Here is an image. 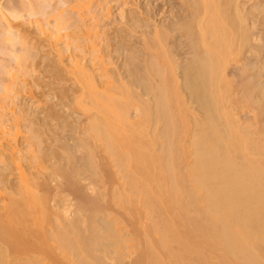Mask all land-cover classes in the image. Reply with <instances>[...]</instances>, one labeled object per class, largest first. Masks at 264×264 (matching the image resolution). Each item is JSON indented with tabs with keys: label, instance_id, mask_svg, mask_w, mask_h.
Wrapping results in <instances>:
<instances>
[{
	"label": "bare ground",
	"instance_id": "6f19581e",
	"mask_svg": "<svg viewBox=\"0 0 264 264\" xmlns=\"http://www.w3.org/2000/svg\"><path fill=\"white\" fill-rule=\"evenodd\" d=\"M22 1L27 15H41L38 0ZM155 1L142 45L152 54L139 75L125 71L130 81L107 72L93 27L81 31L84 43L58 10L47 35L75 51L66 74L79 84L72 103L87 116L78 143L58 154L42 149L35 126L17 141L19 120L4 112L33 55L12 24L21 13L0 6V52L15 63L0 69L10 80L0 88V146L14 141L0 150V264H264V82L247 69L237 81L228 72L259 50L252 10L245 15L238 0ZM90 7L71 5L80 21ZM56 64L54 77L62 75ZM246 107L254 115L244 123Z\"/></svg>",
	"mask_w": 264,
	"mask_h": 264
},
{
	"label": "rangeland",
	"instance_id": "374dc122",
	"mask_svg": "<svg viewBox=\"0 0 264 264\" xmlns=\"http://www.w3.org/2000/svg\"><path fill=\"white\" fill-rule=\"evenodd\" d=\"M24 1H26V0H24ZM30 1H36V0H28V2H30ZM38 1L40 2V6L42 7L41 8L39 6V8H38L40 13L42 12L41 15H40V13L38 14L41 17L40 16L39 17L29 16L30 14L27 15V13H28L27 10L25 11V9L23 8L27 5L26 4L27 1L23 2L22 0H0V6H1L2 10H4V8H5L4 11L12 10V11L21 13V15H22L21 21L20 20H16V21L14 20L15 23L13 21L12 24L14 25V28L16 30L20 31L19 32L20 35L22 34L23 37H26V40H28V44H30L29 45V49L31 48L30 53L33 55V56H31V58L33 57V59H31V61H30L32 63V64L30 63L32 65V67H31V65L29 66L32 69L27 66L28 70H30V69L31 70L28 71V73H26L27 75H25L24 78L22 77L23 79L19 78L20 84L18 82L15 84V85H17L15 88L16 89L15 91L17 93V97H15V99L13 98L14 100H12V102L10 100L8 101L9 103L4 102V103H7L6 107L4 109V112L5 113L7 112L6 117L12 119V121H13V118L14 119L18 118L17 120H19L16 122H19L18 127H20L19 129L21 130L22 134L20 133L19 134L20 136L19 135L17 136V138H18L17 141L19 140V137H20L19 141H21V138H23L22 136H25V132H28L29 128H33L35 126V127L39 128V132L42 133L41 134L42 136H40L41 139H43V140H41L42 145L40 143V146L44 147V148L42 147V149L45 150L46 152L48 149H49V152L55 150L54 152L58 154V152L62 153L61 147L62 148L66 147L69 144H71L73 146V143H74V145H75V142L78 143V140H80L79 139L80 135L78 133L75 134L74 132L76 130H79L78 128H80L82 126V124H84L86 122V121L84 122V120L87 117L81 109H79L78 107H75L74 103H72V101H73V99L71 100L72 95H73L72 93L74 92V90H76L75 88H77V86L79 84H78V82H74V80L71 81L66 74L67 69L65 68V65L67 66L69 64V62H67V60L69 61L70 58H72V54H73V52L75 53V51H72L73 50L72 46L65 44V41H66L65 39H62V42H64V43L59 41L60 45L58 43L55 46L54 43H56V42H54L55 39H54V37H52L53 35L49 36L51 33L54 34L53 33L55 31L54 23H55V18L58 15L57 14L58 10L61 11L64 9L63 11L66 14L65 15L63 13L64 16H68L66 18L70 17L69 18L70 23H71L70 25H72V27L76 29V30L73 29L72 32H74L76 34L78 33V36H80L85 31L84 30L85 27H87V26H88L87 28L93 27V29L91 30L92 32H91L90 38L92 37L91 38L92 43L93 42L95 44L97 43L96 44L97 47H100V49H103V51H101V55L104 57L102 60H104L105 69L111 75L116 76L119 73L118 75H121V78L123 77L124 78L123 80L127 81V78L129 80V77H126V75H128L129 72L126 73L125 71H127L128 68H130L129 70H132L130 72L134 73L135 70L137 69V71H139V72L137 73V71H136L135 74L139 75L140 71L143 69V67L145 65L146 59L150 57L149 56L150 54H152V49L149 50V48H148L147 50L151 51V52H149L147 50H144L146 48H144V46H142V45L144 44V39H146L147 36L150 37V35H152V5L155 4L156 1L154 0V2H153L152 0H115V1L114 0H112V1L111 0H91V6L92 7H90L89 11L87 9H84V8H83V10H81L82 11L81 14L83 13L81 16H84V17H82L83 19L81 21H80V17L77 18V14H76L77 10H75V9H77V7L75 9H71V5L77 4V2L79 0H71V1L69 0L70 3H68L69 2L68 1L67 2L68 5H66V3L65 4L61 3V0H50V2L48 0V2H46V3H43L46 0L42 1V2H41V0H38ZM63 1H65V0H63ZM105 1H107V2H105ZM166 1H169L171 3L170 6H177V4H179V2L181 0H166ZM238 1L240 2L239 3L240 7L242 9L244 8L245 11L243 10V13H245V15L247 14L248 10H252L253 13L251 11H248V13H251L252 15L253 14L254 15L252 16L249 14V16H248V14H247V17L249 18L250 23L254 22L253 23L254 27L252 26L251 29L253 31V34L258 35L257 37L260 39V41H259L260 43H257V42L253 43L252 42V44H251L253 46V49H257V48L259 49V50L257 49L258 50L257 54H255L256 52L255 53L253 52L254 54L249 53L250 56L249 55L245 56V58L243 59L244 62L241 64H239L240 62L239 63L233 62L232 63L233 65L231 64V66H230L231 68L230 67H229L230 69L228 68V72H229V75L231 74L234 81L235 80L237 81L238 79L240 80V78L242 77L241 75L244 74L242 71L245 72V70L247 69V70H249V73H251L250 75L254 76V79L256 78V80L258 82H260V81L264 82V11H263L264 10V0H241V1L238 0ZM106 3L108 5H106ZM182 3H184V0L180 2V4H182ZM64 5H65V7H64ZM19 7H22L23 9L19 8ZM166 7L167 6L162 5L161 9L165 10ZM6 8L7 9L9 8V9L6 10ZM11 8H13L14 10ZM17 8H18V10H17ZM40 9L44 10V11H41ZM91 10L94 12L92 13ZM256 10H258V11H256ZM52 11H54V13ZM49 12H51V13H49ZM44 13H46V16H43V15H45ZM48 13H49V15H48ZM129 15L138 19V23H140V27L135 28V27H131V25H129V24H131L127 21ZM38 18L39 19L41 18L40 22L42 23L41 25L43 27L42 31L40 30L39 26L37 25L38 23L34 22ZM159 18H160V16H158L157 20ZM77 27H79V28H77ZM56 30H57V28H56ZM77 30H78V32H76ZM81 31H83V32H81ZM63 32L69 33L70 29L69 30L67 29L66 31H63ZM93 32L97 33V36L93 35ZM149 32H151V33H149ZM48 33H49V35H47ZM80 37H81V40L85 38L83 35H81ZM50 38H51V40H50ZM86 40L87 39L85 38L83 40V42L86 43ZM106 44L109 47H105ZM58 45H59L58 49H60L59 51H57V49H56L58 47ZM104 47H105V49H104ZM107 48H109L110 51ZM115 48H117V49L115 50ZM54 50H56L59 53H57ZM104 50L107 52H104ZM142 51H145V52H142ZM1 52L2 53L4 52L3 49ZM2 53L0 54V67H1L0 69L3 70L2 68L6 67V65L4 66V64H7V66L8 65L10 66L12 64L11 66L13 67L15 65L14 61L11 58H9V56L7 57V55H5L6 53L5 54H2ZM76 53L78 54V52H76ZM144 53L147 55L149 54L148 55L149 57H147V55H145ZM56 54H57V56H56ZM59 54H60V56H59ZM81 55H83L82 56V58H83L82 64H86V65L90 64L89 62H86L91 57L90 53L86 54V52H83V53L79 54V56H81ZM129 56H130V58H129ZM131 56H133L134 58H132ZM131 58L134 61H132ZM54 61H55V63H58L60 65V67H58L59 65L56 64V65H58L57 67L59 69L62 68L60 70V71H62V72H60V74H62L61 76L58 74L57 77H54V75L52 76L51 72H49V69H50L49 67L52 66V63H54ZM59 62H61V64ZM143 63H144V65H143ZM54 65L55 64H53V66ZM134 66H136V67L138 66V67L136 68ZM139 66H141L142 68ZM139 69H141V70H139ZM3 71H0V76H1L0 88L2 87L1 86L2 83H5L6 81L10 82V80H8L9 78H7L8 75H5L6 73L4 72L5 73L4 74ZM141 74H142V72H141ZM141 74H140V76H142ZM255 75H257V76H255ZM116 77H118V76H116ZM8 82H6V83H8ZM0 91H2V90L0 89ZM1 94L2 93H0V99H1ZM74 96L75 95H73V98H74ZM1 102H3V101L1 100L0 104H1ZM246 108L245 109L241 108L243 111L241 109L239 110L240 116L242 114L241 119L242 120L244 119L242 122H244V123H246L245 121L250 122L253 119L251 116L254 115V112H252V111H250V113H249L250 108L249 109L248 108L246 109ZM59 114L62 115L63 117L60 116ZM49 115H53V116L55 115L56 117L59 116L57 118H61V120L57 119V118L49 119V118H51V117L47 118V116H49ZM13 116H15L16 118ZM84 116H85V118H84ZM133 116H134V113H133ZM62 118H65V119H62ZM48 119L51 121H53V120H56V121H53L50 123V122H48L49 121ZM12 121H11V123H12ZM44 121H45V124L48 125V127L50 126L49 129L45 124H44L45 127L43 126ZM16 122H14L13 124H15ZM37 124L38 125L41 124L42 126L39 125L41 128ZM70 126H72L74 128H72ZM43 127H44V129H43ZM71 129H72V131H71ZM44 130H46V131H44ZM11 131H14V130H11ZM80 138H81V136H80ZM6 142L7 141L2 142V145L0 146V150L5 152V153H8L9 149L7 146H10L9 144L11 142L10 143L7 142V144H6ZM13 142L14 141H12V143ZM12 143H11V145H12ZM58 149H60L61 151ZM49 162H51V161L49 160ZM49 162H47V163H49ZM47 163H45V165ZM43 164H41V165H43ZM36 170H37V168H36ZM36 170H35V168L31 169V171H34V172ZM38 170H39V168H38ZM10 176H9L10 180L13 179L15 181L16 176L14 174L10 175ZM130 228L128 227V228H126V230L127 231L129 230L130 232L135 230V229H133V227H132L133 230L132 229L130 230ZM133 233H135V231ZM132 257H134V255H132L131 258ZM131 258H126L125 261L127 260L126 262H128V261H130Z\"/></svg>",
	"mask_w": 264,
	"mask_h": 264
}]
</instances>
